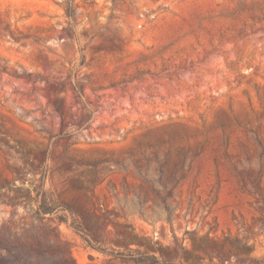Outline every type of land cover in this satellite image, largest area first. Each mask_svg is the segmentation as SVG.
<instances>
[{
    "label": "rangeland",
    "instance_id": "1",
    "mask_svg": "<svg viewBox=\"0 0 264 264\" xmlns=\"http://www.w3.org/2000/svg\"><path fill=\"white\" fill-rule=\"evenodd\" d=\"M0 230L31 264H264V0H0Z\"/></svg>",
    "mask_w": 264,
    "mask_h": 264
},
{
    "label": "trees",
    "instance_id": "2",
    "mask_svg": "<svg viewBox=\"0 0 264 264\" xmlns=\"http://www.w3.org/2000/svg\"><path fill=\"white\" fill-rule=\"evenodd\" d=\"M74 1L75 0H65L67 6V15L69 17L73 16ZM60 210H69L71 213H75L74 209L66 204L50 203L46 199L42 200L38 206L39 213L43 215L56 214ZM57 217L60 221L67 222V218L64 215L58 214ZM3 238L4 235L0 230V264H31L32 257L30 255L29 249H33L39 246L25 242L23 243L25 250L22 253L15 251L14 249H9L7 252H4L1 249V244L4 240ZM111 254L115 255L114 253ZM117 254H121V259L126 264H167L159 260L157 256L141 252L138 249L127 248L124 252H117Z\"/></svg>",
    "mask_w": 264,
    "mask_h": 264
}]
</instances>
